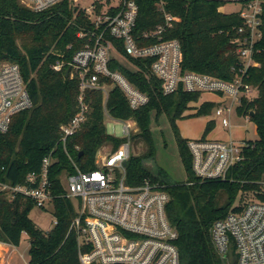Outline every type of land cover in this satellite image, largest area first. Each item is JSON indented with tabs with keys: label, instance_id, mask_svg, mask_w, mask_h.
<instances>
[{
	"label": "trees",
	"instance_id": "obj_1",
	"mask_svg": "<svg viewBox=\"0 0 264 264\" xmlns=\"http://www.w3.org/2000/svg\"><path fill=\"white\" fill-rule=\"evenodd\" d=\"M140 11L135 37L149 44L178 39L182 45L183 71L207 73L224 80H233L242 67L236 51L237 29L243 21L237 13L220 11L222 3L209 0H136ZM70 0H64L45 11H33L19 0H0V63L19 64L28 90L34 101L31 109L14 116L8 132H0V174L2 179L21 183L27 174L41 168L43 159L54 150L58 160L53 164L50 178L54 184V215L58 223L50 230L40 228L31 219L36 207L34 201L24 196L13 200L0 192V241L20 245L24 233L30 241L29 264H82L79 258L78 239L69 232L76 215L74 203L64 197L60 181L63 170L73 171L71 161L64 150L61 125L70 123L79 112L80 80L66 75L68 66L56 71L54 64L72 59L85 41L78 38L80 23H86L82 13L75 15ZM165 12L180 18L155 38L145 39V33L165 25ZM263 36L255 59L245 74V82L258 89L254 98L243 96L237 107L240 115L255 121L259 138L246 142L243 159L233 166L226 179L200 180L192 170V154L188 140L180 138L179 149L188 178L185 182L173 181L161 167L151 169L147 162L155 158L156 149L150 128L151 116L158 118L166 113L174 128L176 120L193 115L210 113L217 103L206 101L194 107L202 94L179 88L171 94L162 92V81L150 75L152 60H130L138 67L112 60L110 67L121 71L134 85L149 95L147 104L134 110L127 97L108 78H102L110 86L106 108L116 118H134L139 132L133 137L144 142L146 150L132 155L127 164V179L140 184L149 178L159 182L170 196L167 214L178 231L176 244L181 264H223L216 253L211 227L218 219L231 212H239L236 201H243L247 192L252 200L264 202V15L261 26ZM123 54L125 51L120 46ZM85 102L89 112L80 129L67 140L68 153L85 170L93 169L98 150L105 144L117 149L123 142L108 133L105 123L104 93L100 90L86 92ZM195 113L184 115L188 109ZM210 120L203 138L214 128ZM83 152L81 156L79 153ZM4 167V170L2 168ZM190 182L192 184H190ZM220 192L226 194L218 203ZM251 201V200H250Z\"/></svg>",
	"mask_w": 264,
	"mask_h": 264
},
{
	"label": "built area",
	"instance_id": "obj_2",
	"mask_svg": "<svg viewBox=\"0 0 264 264\" xmlns=\"http://www.w3.org/2000/svg\"><path fill=\"white\" fill-rule=\"evenodd\" d=\"M20 1L33 11H45L64 0ZM89 1V6L82 7L80 0H70L75 15L82 13L86 21L78 24L77 32L78 38L85 41L84 46L70 61H60L53 66L56 71L68 66L66 75L72 78L77 75L80 80L79 112L70 123L61 125L60 138L73 167V171L65 169L59 176L64 187L62 195L76 208L69 232L77 236L82 264H181L176 244L178 231L167 214L168 192L159 182L149 178L136 185L128 182L127 164L139 126L134 118L121 119L110 115L106 108L110 86L102 78L110 79L113 86L119 87L130 107L137 110L148 103L149 95L121 71L112 69L110 63L112 60L121 63L119 58L122 57L131 69L138 70L130 58L150 59V75L162 81L164 94H171L179 88L187 92L216 94L219 105L215 116L223 127L230 128V114L235 104H240L243 96L254 98L258 95L254 94L258 89L246 83L244 78L251 65L259 64L255 54L260 50L258 44L263 36L264 0H209L222 3V6L228 3L239 6L231 13L239 14L243 21L237 29L236 39L242 67L230 81L207 73L183 71V51L178 39L159 37L157 42L141 43L134 35L140 11L136 0ZM158 6L163 9L164 0ZM179 20V17L165 12V25L146 32L145 39L157 37ZM121 45L125 54L120 50ZM89 90L104 93L105 120L123 125L120 134L108 133L122 138L123 142L117 149L110 144L103 145L96 153L95 167L85 170L68 153L67 140L80 129L87 117L89 106L85 96ZM33 106L19 64L0 63V132H8L14 116ZM246 145V142L238 143L234 139H189L194 175L200 180L226 179L230 169L243 159ZM53 151L43 159L41 168L29 172L21 183L2 179L0 174V192L7 193L11 200L17 196L30 198L36 207L51 210L55 226L58 220L54 215V200L59 195L55 194L50 175L58 157ZM211 236L222 262L264 264V202L248 201L241 211L216 220L211 227ZM231 249L233 254H229Z\"/></svg>",
	"mask_w": 264,
	"mask_h": 264
},
{
	"label": "rangeland",
	"instance_id": "obj_3",
	"mask_svg": "<svg viewBox=\"0 0 264 264\" xmlns=\"http://www.w3.org/2000/svg\"><path fill=\"white\" fill-rule=\"evenodd\" d=\"M20 4L24 5L20 0ZM80 5L86 7L90 5L89 0H80ZM26 6V5H24ZM239 9L235 4H225L222 6L224 13H231ZM121 63L131 67V65L122 57L119 58ZM6 62V61H5ZM2 63V62H1ZM200 100L194 104V107L200 106L203 102L211 101L217 103V106L212 109L210 113L187 116L176 120L177 127L174 128L169 117L166 113H162L158 118L153 113L151 116L150 128L153 135L156 154L154 159H150L147 165L155 170L158 167L163 168L170 178L176 182L187 181L188 174L186 167L181 158L179 149V137L184 139H196L203 136L206 124L208 121L213 120L215 123L214 128L206 135L210 139H234L238 143L255 141L259 138L257 126L250 116L240 115L237 111L239 103L235 104L234 111L230 114L231 127H223L220 119L215 116L216 108L218 107L219 97L213 93H201ZM258 94L257 92L254 93ZM195 113V108L188 109L184 115ZM107 131L109 133L120 134L122 130V123L110 119L105 120ZM110 145H107L109 148ZM146 146L142 141L133 139L131 147V155H139L144 153ZM64 183V181H63ZM251 193L247 192V196L243 201H236L235 205L240 207L243 202L252 200ZM226 199V194L220 192L218 195V203L222 204ZM31 219L44 230H50L54 227V216L51 210H45L38 207L32 209L30 213ZM29 247L30 241L26 233L23 234L20 245L17 247L18 252L10 254V264H29ZM23 254V257L20 255ZM233 254L231 249L229 254ZM9 254L7 255L4 264H8Z\"/></svg>",
	"mask_w": 264,
	"mask_h": 264
},
{
	"label": "crops",
	"instance_id": "obj_4",
	"mask_svg": "<svg viewBox=\"0 0 264 264\" xmlns=\"http://www.w3.org/2000/svg\"><path fill=\"white\" fill-rule=\"evenodd\" d=\"M17 247L18 246H16V245L0 241V264H4L8 254H9L8 264H10V260H11L10 254L12 255V254L17 253L18 252ZM20 255L23 257V254L20 253Z\"/></svg>",
	"mask_w": 264,
	"mask_h": 264
},
{
	"label": "water",
	"instance_id": "obj_5",
	"mask_svg": "<svg viewBox=\"0 0 264 264\" xmlns=\"http://www.w3.org/2000/svg\"><path fill=\"white\" fill-rule=\"evenodd\" d=\"M82 154H83V152H80V153H79V156H81ZM126 164H127V163H125V165H126ZM223 264H226L224 260H223Z\"/></svg>",
	"mask_w": 264,
	"mask_h": 264
}]
</instances>
